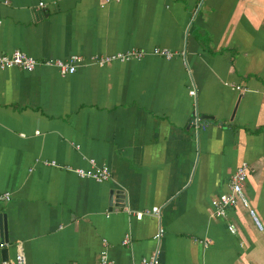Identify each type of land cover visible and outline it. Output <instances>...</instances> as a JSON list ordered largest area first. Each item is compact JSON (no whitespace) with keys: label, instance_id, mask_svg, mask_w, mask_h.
Segmentation results:
<instances>
[{"label":"crops","instance_id":"obj_1","mask_svg":"<svg viewBox=\"0 0 264 264\" xmlns=\"http://www.w3.org/2000/svg\"><path fill=\"white\" fill-rule=\"evenodd\" d=\"M158 48L178 55L0 71V262L264 264V0H0V54ZM42 161H93L112 180ZM242 164L262 231L241 206L212 208Z\"/></svg>","mask_w":264,"mask_h":264},{"label":"built area","instance_id":"obj_2","mask_svg":"<svg viewBox=\"0 0 264 264\" xmlns=\"http://www.w3.org/2000/svg\"><path fill=\"white\" fill-rule=\"evenodd\" d=\"M43 7L44 4L39 5ZM152 55L165 60H172L177 57L178 54L172 52L168 49L158 48L148 53L143 50H129L127 52H120L113 55L107 56H94L89 60H85L80 56H71L68 60L60 59H49V60H37L34 57L28 56L22 52H13L11 54H0V71H7L12 69H21L26 72H34L38 67H50L55 68L59 74L63 77L70 76L76 73L79 67L84 66H98L104 67L111 63H128V62H139L145 59V57ZM235 90L244 92L241 87H234ZM192 95L195 93L192 92ZM196 121V120H195ZM194 121V122H195ZM37 134H39L37 132ZM46 167L56 168L65 170L67 172H72L81 179H90L97 183H105L112 180V174L108 167L99 166L95 162L91 161L89 169L77 168L73 169L67 166H60L55 161H42L41 162ZM249 168L246 164H242L236 170L235 174L232 175L230 179L229 192L220 196L219 198L212 201V208L217 217H224L229 209L241 206L248 211V214L255 224V226L262 231V223L256 213V211L251 207L250 201L247 198L244 187L248 178ZM4 200L9 201L10 195L6 194L3 197ZM160 210H146L144 212H137L135 214L136 218L142 219L144 216H159ZM230 232L235 233L234 227H229ZM162 231L156 236V238H161ZM130 239L127 237L123 242V245H128ZM0 264H27L23 252L18 251L16 258L14 260L2 261ZM98 264H114L111 262L105 252H102L100 261ZM138 264H160L156 257L150 259H143Z\"/></svg>","mask_w":264,"mask_h":264},{"label":"water","instance_id":"obj_3","mask_svg":"<svg viewBox=\"0 0 264 264\" xmlns=\"http://www.w3.org/2000/svg\"><path fill=\"white\" fill-rule=\"evenodd\" d=\"M0 229H1V242L8 243V229H7V222H6V216H0ZM4 256V261H7L6 259V251L3 252Z\"/></svg>","mask_w":264,"mask_h":264}]
</instances>
